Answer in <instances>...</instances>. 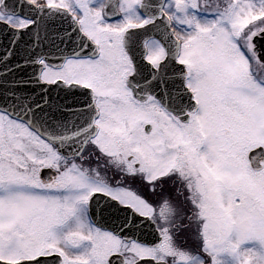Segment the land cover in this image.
I'll use <instances>...</instances> for the list:
<instances>
[{"label": "snow or ice", "instance_id": "snow-or-ice-1", "mask_svg": "<svg viewBox=\"0 0 264 264\" xmlns=\"http://www.w3.org/2000/svg\"><path fill=\"white\" fill-rule=\"evenodd\" d=\"M0 264H264V0H0Z\"/></svg>", "mask_w": 264, "mask_h": 264}]
</instances>
